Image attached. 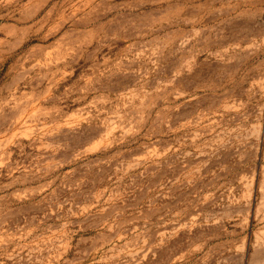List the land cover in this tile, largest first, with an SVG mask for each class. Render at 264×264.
<instances>
[{
	"label": "rangeland",
	"instance_id": "1",
	"mask_svg": "<svg viewBox=\"0 0 264 264\" xmlns=\"http://www.w3.org/2000/svg\"><path fill=\"white\" fill-rule=\"evenodd\" d=\"M0 264H264V0H0Z\"/></svg>",
	"mask_w": 264,
	"mask_h": 264
}]
</instances>
